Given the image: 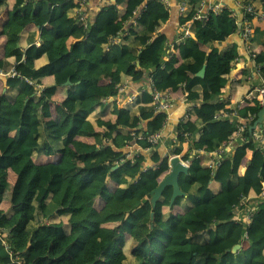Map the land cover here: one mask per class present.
Returning a JSON list of instances; mask_svg holds the SVG:
<instances>
[{
	"label": "clouds",
	"instance_id": "1",
	"mask_svg": "<svg viewBox=\"0 0 264 264\" xmlns=\"http://www.w3.org/2000/svg\"><path fill=\"white\" fill-rule=\"evenodd\" d=\"M41 5L43 16L58 21L48 25L54 34L65 35L72 25L80 43L58 62L54 37H45L42 49L33 29V52L23 39L15 41L16 63L24 70L0 74V143L19 146L30 167L55 179V187L76 184L80 192L70 207L62 206L51 190L41 199L35 184H25L36 197L32 205H45L49 214L62 207L67 214L25 216L27 237L5 230L0 255L8 264H33L28 248L39 241L64 252L66 264H75L81 252L107 264L113 248L88 250L103 232L114 244H137L138 264H161L170 244L190 238L201 247L216 246L214 264H253L255 255L264 256V245L249 238V218H264V202L246 196L258 187L264 198V167L244 166L252 152L264 157V0H0V26L5 20L14 25L17 9L31 17ZM64 12L71 19H59ZM17 32L9 28V35ZM8 76L17 79L14 87ZM53 83L54 90L48 87ZM94 117L104 127L89 139ZM85 140L97 155L88 165L80 162L77 146ZM60 150L74 154V166L60 165ZM45 161L54 165L47 172ZM178 167L183 182L177 178L167 194L160 192ZM85 179L91 182L87 193ZM134 181L143 183L136 188ZM224 185L228 195L221 199ZM129 198L134 203L110 224L119 227L108 235L101 221L111 217H102V205ZM209 204L215 211L207 210ZM199 205L206 210L194 211ZM49 224L63 227L49 230ZM175 258L204 264L207 253Z\"/></svg>",
	"mask_w": 264,
	"mask_h": 264
},
{
	"label": "trees",
	"instance_id": "2",
	"mask_svg": "<svg viewBox=\"0 0 264 264\" xmlns=\"http://www.w3.org/2000/svg\"><path fill=\"white\" fill-rule=\"evenodd\" d=\"M44 9L43 5L38 7L30 17L27 12H25L23 15H21L20 10L17 9L14 13V17L16 18V27L20 29V27L17 25L18 21L21 20H27V19H37L39 20H47L48 24H41L38 22L36 25L38 27H44L48 25H58V21L54 20L51 16L45 17L42 15ZM56 10H52L53 15H55ZM71 19L70 17H67V13L64 12L59 19ZM10 24V23H9ZM74 26L67 25L66 26V32L67 34L61 35L59 33H56L58 36V39L56 40L54 47H53V53L55 54V59L58 62H62L63 57L67 56L69 54V49H74L77 43H80V41L77 40L75 44H73L70 48L67 45V42L70 38H74L77 34L76 31H73L72 28ZM52 28V27H51ZM53 29V28H52ZM78 31V29H77ZM5 35L7 37V41H16L19 39L16 35H9L8 32L5 31ZM35 46H32L28 49V52H33V49ZM42 49L44 48L41 47ZM94 51V50H93ZM10 56H19L18 55V49L13 50L10 54ZM34 55L37 59H39L42 55V53L39 50H36ZM8 58H4L3 60H0V70L4 72L5 74L8 71H11L13 68H15L17 71L24 70L22 65H13L11 62L7 60ZM7 65V67H6ZM112 68H115L116 66H111ZM48 68V65L43 66L41 71H44V69ZM57 68V65H54L52 69L49 70L48 74H51V72H54ZM120 71H124V68L122 65L119 66ZM7 81L11 87H14L15 84L18 82L16 78L8 76ZM51 89H55V85L52 87H49ZM20 94H24V90L22 89ZM13 102H14V98ZM28 105L26 104L23 109H20L21 113H25L27 111ZM21 119L23 116L20 117ZM7 120L8 117H5ZM99 127H104V125L101 124L99 120H97ZM89 138L98 135L99 133L96 131L95 127H90L87 129ZM71 135V133H69ZM88 143V140L82 141L80 145H77L81 148V156L84 157L83 160H81V163H84L85 165H88V162L96 159L97 155L94 153V150L88 149L85 147ZM19 147V146H18ZM17 149H14L12 147V142L9 141L6 144V148L4 150V153L0 157V206L4 201H7L11 204V210L9 212H4L0 209V236L4 241L8 240V235L5 234V230H7V233H16L17 235H23L27 237L26 234V222H25V216L28 217H34L39 215L40 211H44L47 215L48 219H58L57 213L60 215H66L67 213L64 212L62 207L57 208L56 213H48V209L45 205L39 204V206H34L30 202L35 199V195L33 194L31 189H25V184H35V191L42 192L41 199L47 196L48 191L53 192L52 200L55 203H58L60 205L67 204L69 207L71 206L72 202L76 200V197L78 193L80 192V187L76 184H70L69 187H55L56 181L55 179L44 175L39 176L38 175V169L35 167H30L31 161L29 157L23 156L21 152ZM70 151V150H69ZM210 151V150H206ZM61 155L59 157V163L62 167L66 166H74L76 161L74 158V154L70 157L66 150H60ZM247 156L244 157V160ZM241 162V157L236 158V163L239 166ZM47 167L45 168V172L50 170L54 165L53 162L46 163ZM264 167V164L262 165ZM256 168L254 165L249 166L246 171ZM14 175L15 181L14 183L10 182V176ZM181 182L185 179L184 174H182L179 178ZM199 183V181H196ZM90 181L85 179V193L88 192V186L90 185ZM136 185V188H139L143 181H134L133 182ZM48 187H45V186ZM170 187H167L164 190V194H167ZM134 190V189H133ZM112 191H115V189H112ZM228 195L227 191V185H224V190L220 192V198L223 199ZM250 195H260L258 187H253L250 190H246V196L249 197ZM264 202V201H263ZM134 203V200L131 198L129 199H113L110 202H106L102 205V217H111V221H108L107 219H103L101 223L103 224L104 230L107 231L108 235H111L112 232L116 231L119 226L116 228H111L110 224L114 222L115 220L121 219V213L125 210H129V204ZM206 210L205 205H199L197 209L194 211L204 212ZM208 211H215L212 205H207ZM83 215V214H81ZM86 218V217H84ZM191 218V214L189 216ZM70 221L72 217H69ZM252 226L249 229V234L251 237V240L253 244L257 246L264 245V218H261L259 216L253 218ZM45 227V226H41ZM46 227L51 229H56L58 227H63V225L58 224H49L46 225ZM35 232H38L39 229L34 230ZM34 238V237H33ZM53 237L50 236L49 240H51ZM121 245L114 244L112 241L108 240L107 237L104 235V233H101V236H97L93 238V241L89 245V251H92L94 249H100L101 251L107 249V248H113L114 251L111 254L112 258L107 262V264H125V261L128 257H132L136 263L141 262L142 257V249L135 243L131 244L130 247H127V252L121 251ZM2 249V247L0 248ZM216 250L215 245H205L204 247H201L198 243V241L194 238H190L187 241L181 242L179 244H170L168 247V253L164 255L163 260L161 264H182V262L179 259H176L175 257H178L181 253L190 252V251H199L201 255H205L207 253V258L204 261V264H214V257L211 255L213 251ZM258 251V248L256 249ZM65 253L61 252L60 249H54L51 244H41L39 241H36V243H32L29 245L28 248V255L27 259L32 260L33 264H52V261H56L57 264H66V262L63 261ZM0 264H8V257L6 255H0ZM75 264H101L99 260H92L88 257L87 252H81L80 256L77 257ZM253 264H264V256L261 255H255L253 258Z\"/></svg>",
	"mask_w": 264,
	"mask_h": 264
},
{
	"label": "crops",
	"instance_id": "3",
	"mask_svg": "<svg viewBox=\"0 0 264 264\" xmlns=\"http://www.w3.org/2000/svg\"><path fill=\"white\" fill-rule=\"evenodd\" d=\"M17 25L20 27V29H18L16 27V25L9 24L8 20H5L3 23V26H0V60H3L4 58H8L7 60L9 62H11L13 65L17 64L16 60L19 59V56L16 57V56H10L9 55L13 50L18 49L15 45V41H11V42L7 41L5 31L9 33L10 27H15L16 29H18V32L13 33L12 35H16L19 37V39H23V41L25 43H28L29 44L28 49L32 46H35V45H32L30 43L31 39L33 38V36H32L33 29H35L36 31H39L41 34L42 43H41L40 47L44 46L43 40L45 37H49V38L54 37L55 42L58 39V36L56 35V33L54 34L53 29L51 27H49V26H44L42 28L38 27L36 24L32 23L31 19L18 21ZM24 33H28V35L25 36ZM76 42H77V40H74V38H70L67 42V45L70 48ZM0 71H2V70H0ZM0 74H2V73H0ZM3 83H4V81L2 79H0V88L3 87ZM54 85L55 84L53 83V84H50L48 87H52ZM21 95H23V94H21ZM5 99H9V98L7 96H5ZM93 119L96 120L95 117ZM5 121H7V120L5 119ZM94 127L98 133L100 131H102V129H103L102 127H99L97 120H96ZM5 148H6V145L3 143H0V157L4 153ZM48 162H51V161H45V164ZM263 164H264V157L258 156L257 152H252L251 156H247L244 160L245 169H247L249 166H252V165H254L255 167H262ZM14 181H15V177H14V175L11 174L10 182L14 183ZM248 199H249V202L256 201V200H261L262 202L264 201V198H261L260 195H258V196L250 195L248 197ZM0 209L7 213L11 210V204L7 201H4L1 204ZM5 209H7V211H5ZM240 211H241V209L240 210L237 209V212H240ZM251 226H252V223H251ZM0 241H4L1 236H0ZM119 244L123 247H126V248L130 247L128 242L124 241L123 239L120 240ZM1 247H3L2 244H0V248Z\"/></svg>",
	"mask_w": 264,
	"mask_h": 264
},
{
	"label": "water",
	"instance_id": "4",
	"mask_svg": "<svg viewBox=\"0 0 264 264\" xmlns=\"http://www.w3.org/2000/svg\"><path fill=\"white\" fill-rule=\"evenodd\" d=\"M178 159H182V157H177ZM174 164H175V162H174ZM183 174V168L181 167V168H179L178 167V169H176V176L175 177H173L170 181H169V183L168 184H165L164 186H162L161 188H160V192H164V190L167 188V187H171V185L175 182V180L177 179V178H180V176Z\"/></svg>",
	"mask_w": 264,
	"mask_h": 264
},
{
	"label": "built area",
	"instance_id": "5",
	"mask_svg": "<svg viewBox=\"0 0 264 264\" xmlns=\"http://www.w3.org/2000/svg\"><path fill=\"white\" fill-rule=\"evenodd\" d=\"M12 70L17 71L15 68H13ZM0 73L5 74V73L2 72V71H0ZM11 77H12V76H11ZM212 161H213V163L215 162V157H214V156L212 157ZM207 167H211V164L207 165ZM248 200H249V199H248ZM239 210H240V209H239ZM252 220H253V217H250V218H249L250 224L253 223ZM249 238L251 239L250 234H249Z\"/></svg>",
	"mask_w": 264,
	"mask_h": 264
},
{
	"label": "rangeland",
	"instance_id": "6",
	"mask_svg": "<svg viewBox=\"0 0 264 264\" xmlns=\"http://www.w3.org/2000/svg\"><path fill=\"white\" fill-rule=\"evenodd\" d=\"M125 264H137L136 261L132 257H128L125 261Z\"/></svg>",
	"mask_w": 264,
	"mask_h": 264
}]
</instances>
